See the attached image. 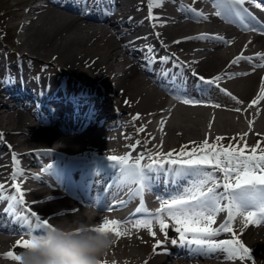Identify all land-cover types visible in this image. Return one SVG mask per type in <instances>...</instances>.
Here are the masks:
<instances>
[{"label": "bare ground", "instance_id": "obj_1", "mask_svg": "<svg viewBox=\"0 0 264 264\" xmlns=\"http://www.w3.org/2000/svg\"><path fill=\"white\" fill-rule=\"evenodd\" d=\"M45 1L50 2V0ZM179 1L162 0L161 4L154 6L151 10L153 17H155L151 19L148 15L149 5L143 0H119L115 6L112 5L113 13L110 19L115 27L121 23H127L130 26L129 33L133 34L138 42L148 44L149 47L156 42L158 46L155 50L158 52H166L165 49L176 52L178 49L180 52L194 56V58H188L187 64L196 66L194 68L202 72L212 70L207 76L218 75L217 73L224 76L227 71H230V68L237 64L230 66V62L236 57V54H241L239 52L250 49V44L253 42L245 44L246 39L239 38L232 44H228L226 49L217 50L212 47V49H208L207 45L197 44V39H184L185 37H194L195 33L202 29H208L210 33L216 32L212 31L208 24L180 21L181 15L177 12L180 5ZM36 2L38 0H5V6L10 8L12 14L7 16V19L2 18L0 21L7 26L14 27V31L11 33L12 48L0 52V77L7 75L10 79L20 81L23 79L21 75L29 72L36 77V80L39 78L40 81L51 83L55 74L62 77L60 70L65 68L69 74L65 76L64 82L58 81L57 83L73 87L90 83L101 85L99 90L103 93V98L99 106L103 108L104 112L113 114L112 109L116 106L122 111H126V115H128V111L134 109L139 114V118L136 120L147 125L151 133H154L160 124L158 123L157 128H152L154 120L161 117L167 119V125L164 129L167 131L165 137L167 141L173 140V135L176 134L192 135V138H196L201 136L203 132L210 138L215 137L217 133L251 138L255 132L264 129V104L261 106V117L253 125L249 121L253 116L251 108L258 113L256 105L251 108L244 107L237 113H230V110H215V117L211 120L207 108L188 107L185 104H179L174 97L165 95L157 89L151 82L150 76L144 74L140 67L128 59L122 45L126 38L124 40L120 38L119 32L113 34L104 22H96L97 20L93 19L87 22L73 14L54 10L48 7L50 6L48 3L37 4ZM140 8L143 10L140 11ZM155 9L158 10L157 13H155ZM182 15L186 17V12L183 11ZM150 19L159 21L158 24H154L155 28L154 22L152 23ZM131 35L127 39H130ZM262 38L264 40V37ZM176 41L179 43H175ZM261 45L264 46V43ZM263 46H260L262 51H264ZM253 47L254 45H252ZM8 52H18L21 58L26 60V63L22 66L20 63L23 61L20 60L5 67ZM252 52L253 50L249 53ZM32 59L38 61L35 66L28 62ZM47 63L48 65H46ZM17 67H21L22 72H19ZM263 69L259 70L257 74L230 83V87L234 90V97L239 99L238 101H244V98H249L255 90H260L262 83L258 82H264ZM238 72L242 75L245 70L241 69ZM239 107L243 108V106ZM22 109V104L17 100L13 106L7 103L0 106V132L4 134L6 140L11 142L14 152L18 151L17 154L20 153V150H26V153L23 154L27 157L29 149L51 145H56L62 149L79 150L84 144L88 146L93 144L94 140H98L96 136L90 135L84 137L83 135L64 136L62 134L59 137V134L51 129H35L28 122V116ZM150 113L153 115L150 116ZM243 115H246L244 121L247 122V125L240 129L243 121L238 116ZM205 123H211V128ZM244 133L247 135L243 136ZM2 147L5 149L4 145ZM6 154L7 157L0 153L1 173H6L5 167L9 168V162L12 163L9 159L10 152L8 151ZM17 160V165L22 171L26 162L23 161L22 163L20 157ZM0 178L3 176L0 175ZM30 185L29 182L24 185L27 199L31 196H34L32 199H39L42 205L36 207L42 214L51 215L56 210L62 211L70 208L71 201L68 198L58 203H51L50 197L54 200L57 193L50 189L46 190L48 186L34 190L31 194L30 191L26 190ZM104 218H106L104 215L103 217L95 215L89 209L82 208L78 214L53 218V220L56 219L59 226L66 228L65 231L76 244L86 245L90 242L89 234L82 233L75 236L72 230L81 229L83 226L80 225L99 226L100 221H103ZM220 218V216L215 217L214 223ZM221 222L222 220L219 223ZM256 227V224L249 225L244 234L240 236L241 242L250 249V260L242 261L236 257L227 260V262H220L222 254L204 255L199 260L183 259L179 255L167 257L162 250L173 248L169 244V239L160 238L162 243L156 249L161 250V252L151 251L148 243L149 245L152 243L151 238L154 237L152 234L151 238L128 240H121L112 236L113 245L106 255H112V258L109 259L110 264H264V228L258 229ZM168 230V237L177 236L172 225H169ZM220 235L221 240L233 239L229 233H221ZM22 240H25L22 235L0 238V253L12 251L11 246L17 245L16 242ZM23 249L20 247L21 251ZM162 255L167 257V260L160 257Z\"/></svg>", "mask_w": 264, "mask_h": 264}, {"label": "snow or ice", "instance_id": "obj_2", "mask_svg": "<svg viewBox=\"0 0 264 264\" xmlns=\"http://www.w3.org/2000/svg\"><path fill=\"white\" fill-rule=\"evenodd\" d=\"M215 2L218 9H223V13L219 10L216 11L215 15L217 16L224 14L240 17L241 12L246 11L243 8L246 0H215ZM161 3L162 0H149V18H155L152 15L151 9ZM192 11L195 12V9H192ZM197 15L206 19L202 12L197 13ZM208 38L224 43H231V41L225 40L223 36H209V34L203 33L195 37H185L184 39ZM175 43H179V41ZM147 51L153 62L159 60L160 62L168 63L175 56V54H172L171 57H157L152 54L153 49L151 47H148ZM255 55L264 59V54L262 53H256ZM252 59L253 57L245 56L241 53L230 62V66L231 64L239 63L241 60L251 61ZM256 66L264 67V64ZM243 74L246 75V73ZM193 75L196 74L193 73ZM221 79L222 76H216L207 80L202 76H197L198 82L216 86H218V82ZM221 90L231 96L233 100H237L226 89ZM261 100H264V82H262L260 94L248 104V107L251 108ZM182 102L188 105L202 103V101L192 98H184ZM237 102L243 103L238 100ZM213 106L220 107L218 104ZM235 110L240 111L239 108ZM136 118H139V114H137ZM163 123L164 121L162 120L161 125ZM249 123L251 124V121ZM209 128H211V123H209ZM143 130V127H141L140 131ZM246 135L247 133L243 134V136ZM224 139V137L218 136L215 142L210 144L206 137L198 146V149L193 148L187 154L184 153L187 145H184L178 158H172L175 150L168 153L157 152L154 156H147L148 163H142L146 159L144 154L138 156L134 161L131 160L129 155L119 157L108 156V159L113 162L112 167L120 170L123 180L130 185H136L132 190L133 194L140 196L141 199V205L136 209V213L148 211L143 205V191L149 187L151 181L156 176H174L192 180V184L184 190L183 194L175 198L162 200L159 209L154 213H149L147 217L137 220L135 226L148 228L151 234L155 236V232L151 231V226L156 221L159 223L161 231L167 235V225L162 218L163 214H167L174 221L172 226L179 233V240L173 239L171 241L173 244L178 242L189 245L194 244L199 250L204 252H220L228 259L239 257L242 261L245 259L250 260V249L245 247L240 239L235 236L231 227V221L237 215H241L251 224L264 222V148L260 147L259 142L250 150L246 142L242 147L239 144L233 145L231 143L224 146L221 144V141ZM132 147L135 146L133 145ZM185 155L188 158H183ZM12 159L15 167L18 164L15 153H13ZM217 173H222V177H218ZM21 174L19 171H13L10 177L14 182L12 187L15 190L11 195H6L5 185L0 184V200L8 201V206L4 211L22 226L27 225L29 234L33 228L43 231H54V227L46 219L42 220L31 209L26 210L28 214L17 212L16 206L24 205L23 191L20 184L15 183L17 176ZM124 203L123 201L120 202V204ZM113 206H115V202ZM109 210H111V207ZM223 211H227L228 213L226 221L219 227L213 228L211 225L214 223L216 214ZM33 218L35 223H33ZM121 223L118 220L104 218L103 223L99 226L91 227L90 229H78V231L115 232L117 236H121L126 234L119 230ZM123 223H126V221ZM189 233L193 236L191 240L186 235ZM221 233H233V239L216 240L215 237H218ZM160 243L162 242L157 241V245ZM16 244L23 248L34 246L31 239L17 241ZM0 257L13 261L21 259L19 254L11 250L0 253Z\"/></svg>", "mask_w": 264, "mask_h": 264}, {"label": "clouds", "instance_id": "obj_3", "mask_svg": "<svg viewBox=\"0 0 264 264\" xmlns=\"http://www.w3.org/2000/svg\"><path fill=\"white\" fill-rule=\"evenodd\" d=\"M54 229L57 232L66 230L62 226H55ZM88 234L90 242L86 245L60 242L53 235L52 230L33 235L29 239L34 246L24 248L19 253L21 259L16 261V264H99L100 259L112 247L113 238L110 233L88 231ZM49 239L51 243H48Z\"/></svg>", "mask_w": 264, "mask_h": 264}, {"label": "rangeland", "instance_id": "obj_4", "mask_svg": "<svg viewBox=\"0 0 264 264\" xmlns=\"http://www.w3.org/2000/svg\"><path fill=\"white\" fill-rule=\"evenodd\" d=\"M9 11V9L5 6V0H0V11ZM7 15L9 13H6ZM207 71V73H210L211 71L209 70H205ZM260 114V113H259ZM258 115V114H257ZM240 119H245L243 118L242 116H238ZM257 117H260V116H257ZM207 121H209V119H207ZM243 122L242 123V127L240 129H243L245 125H247V122H245L244 120H242ZM248 121V120H247ZM254 121V122H253ZM252 121V125L253 124H256L255 122L257 121L256 119H254ZM208 127H209V123H205ZM264 132V129H261V130H258L256 132V134L258 133H263ZM218 136H221V137H225V141H224V146H227L229 145L230 143L233 144V145H236V144H239L241 147L244 145V143L246 142V144L248 145L249 147V150L252 148V147H255L257 145V143H263L262 140H257L255 138L254 140V145H253V142H249V141H245L244 139H233L234 136H232V134H228V133H217ZM205 133L203 132V134L199 137H196V138H192V135H181V134H176V135H173V140H170V141H167L165 140V142H167L168 144L165 146L167 149H169L170 147H173V146H177L179 145L181 142H185L187 140H204L205 139ZM254 139V138H253ZM209 140V139H208ZM53 144V142H51ZM223 143V142H222ZM221 143V144H222ZM67 150H70V151H73V150H77V149H67ZM109 259L112 257L111 255L110 256H107Z\"/></svg>", "mask_w": 264, "mask_h": 264}]
</instances>
